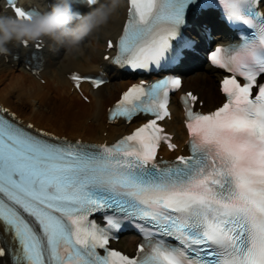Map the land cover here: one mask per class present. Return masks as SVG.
I'll return each instance as SVG.
<instances>
[{"label":"snow or ice","instance_id":"snow-or-ice-1","mask_svg":"<svg viewBox=\"0 0 264 264\" xmlns=\"http://www.w3.org/2000/svg\"><path fill=\"white\" fill-rule=\"evenodd\" d=\"M227 19L248 33L236 47H216L213 64L231 73L221 81V106L184 104L189 155L162 161L177 145L158 121L170 117L169 92L179 77L133 84L109 109V121L154 119L115 143L56 141L19 126L0 108V228L15 244L12 264H264V0H217ZM97 0H88L95 5ZM115 62L132 69L161 67L187 55L180 38L186 14L202 0H128ZM15 15L33 12L12 4ZM76 87L91 78L73 74ZM243 81V82H241ZM99 88L102 79L91 80ZM14 117L15 114L13 113ZM106 215V226L90 219ZM121 220L141 223L137 254L109 244ZM174 237L169 246L157 237ZM0 247V257L5 255ZM103 252V254H102Z\"/></svg>","mask_w":264,"mask_h":264},{"label":"bare ground","instance_id":"bare-ground-1","mask_svg":"<svg viewBox=\"0 0 264 264\" xmlns=\"http://www.w3.org/2000/svg\"><path fill=\"white\" fill-rule=\"evenodd\" d=\"M4 14H7V9L0 2V15ZM123 17L124 9L122 10L121 5L110 16L108 22L99 27L100 33L105 37L111 30H116ZM19 45V42L15 41L9 43L10 53L7 56L0 55V102L18 116L59 134L97 142H110L136 124L134 121L110 122L107 119V106L124 87L123 83L110 82L98 90L87 92L91 93L92 97L88 103L75 92L63 74V68L91 67L98 61L101 43L93 31L82 41L79 48L73 49L67 44L63 45L62 54L55 60V64L61 66L56 68V72L50 71L49 68L40 74H32L25 70L20 61L14 59V53ZM77 52L82 53L79 60L76 59ZM216 79L215 72H196L187 77L185 86H196L206 100L205 106L212 107L222 98L217 89ZM204 84L206 88H203ZM211 86L214 88L212 97L208 93ZM54 95L63 99L64 104L67 103L68 106L66 113L61 117L56 111L57 99L53 98ZM171 127L178 131L180 124L174 120ZM0 264L8 263L0 257Z\"/></svg>","mask_w":264,"mask_h":264},{"label":"clouds","instance_id":"clouds-1","mask_svg":"<svg viewBox=\"0 0 264 264\" xmlns=\"http://www.w3.org/2000/svg\"><path fill=\"white\" fill-rule=\"evenodd\" d=\"M75 0H55L51 9L33 12L27 17L0 15V55L10 53L8 44H27L48 37L58 45L75 49L96 28L106 24L121 6L122 0H106L86 14L73 10ZM75 22L74 27H70Z\"/></svg>","mask_w":264,"mask_h":264},{"label":"rangeland","instance_id":"rangeland-1","mask_svg":"<svg viewBox=\"0 0 264 264\" xmlns=\"http://www.w3.org/2000/svg\"><path fill=\"white\" fill-rule=\"evenodd\" d=\"M53 98H56L57 100H56V103H57V105H56V111L58 112V116H63L65 113H66V111H67V109H68V106L66 105V104H64V100L63 99H61L60 97H58V96H56V95H54L53 96ZM82 98V97H81ZM90 98H91V96H90ZM85 102H90V100H86V99H84V98H82ZM54 116H55V114H54Z\"/></svg>","mask_w":264,"mask_h":264}]
</instances>
